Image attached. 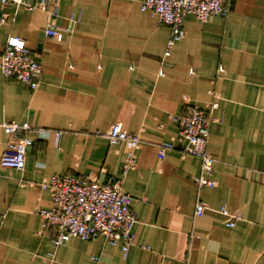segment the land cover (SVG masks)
<instances>
[{"label":"crops","instance_id":"crops-1","mask_svg":"<svg viewBox=\"0 0 264 264\" xmlns=\"http://www.w3.org/2000/svg\"><path fill=\"white\" fill-rule=\"evenodd\" d=\"M24 1L0 5V57L9 37L23 38L42 79L32 92L0 73V124L28 122L62 136L32 133L24 170L0 171V264H50L39 211L52 205L42 184L55 175L123 179L138 222L127 254L103 239L74 238L53 264H264V0H225L226 18L187 16L186 37L170 56V29L142 12L141 0H55L62 41L46 36L45 11L28 9L38 0ZM192 107L214 120V188L197 186L201 161L182 153L171 119ZM114 124L142 140L126 176V147L107 137ZM6 142L0 129V159ZM163 143L175 148L161 159ZM199 200L209 208L196 217ZM234 216L241 220L230 228Z\"/></svg>","mask_w":264,"mask_h":264},{"label":"built area","instance_id":"built-area-1","mask_svg":"<svg viewBox=\"0 0 264 264\" xmlns=\"http://www.w3.org/2000/svg\"><path fill=\"white\" fill-rule=\"evenodd\" d=\"M25 5L24 0H0V5ZM142 12L155 14L160 23L170 29V39L165 53L170 56L171 49L186 37L184 22L192 15L199 21H206L212 16L226 18L230 9L225 0H141ZM45 11L50 23L45 30L46 36L62 41L63 32L54 21L59 17L55 0H38L35 5L28 6L30 11ZM6 16L0 18V25L5 24ZM0 73L5 80L14 81L32 92L41 84L43 68L26 41L18 36H11L6 42L0 57ZM217 104L213 105L216 108ZM178 125L179 137L186 142L182 153L198 158L201 161V173L195 182L199 188H214V166L216 159L209 151L211 126L214 120L203 109L192 107L180 115L171 116ZM7 137L4 152L0 159V171L4 168L23 171L27 154L33 146L34 133L40 139L54 136L59 139L61 132H52L32 127L28 122H4L0 124ZM112 145L124 144L127 150V161L124 176L129 170L137 167L135 152L142 140L139 135L128 132L121 124H114L107 133ZM173 143H163L159 147V158H165L167 152L174 150ZM52 194V205L39 211L42 219L41 234L48 237L52 250L48 254L53 264L57 250L77 238L82 241L103 239L108 245L120 246L125 254L135 245L136 235L133 232L138 218L133 209L134 199L125 192L123 179L112 184H103L97 178L87 175H55L42 184ZM209 208L208 204L199 200L195 208V216L201 217ZM221 214L231 217L226 206L220 209ZM227 226L234 228L241 220L234 216ZM149 250V248H145ZM95 264H100L99 257H93Z\"/></svg>","mask_w":264,"mask_h":264}]
</instances>
